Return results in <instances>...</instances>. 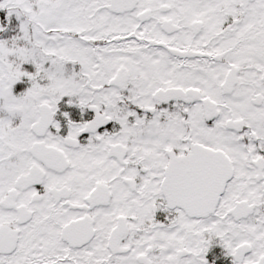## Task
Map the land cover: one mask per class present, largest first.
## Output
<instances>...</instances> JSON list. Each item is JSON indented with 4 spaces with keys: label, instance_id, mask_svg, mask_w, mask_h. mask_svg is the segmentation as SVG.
<instances>
[{
    "label": "snow or ice",
    "instance_id": "snow-or-ice-1",
    "mask_svg": "<svg viewBox=\"0 0 264 264\" xmlns=\"http://www.w3.org/2000/svg\"><path fill=\"white\" fill-rule=\"evenodd\" d=\"M0 264H264V0H0Z\"/></svg>",
    "mask_w": 264,
    "mask_h": 264
}]
</instances>
